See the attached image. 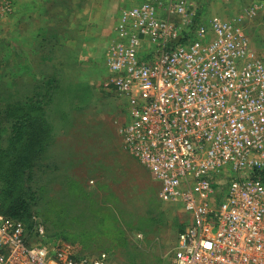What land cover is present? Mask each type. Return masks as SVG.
Returning <instances> with one entry per match:
<instances>
[{"label": "built area", "instance_id": "built-area-1", "mask_svg": "<svg viewBox=\"0 0 264 264\" xmlns=\"http://www.w3.org/2000/svg\"><path fill=\"white\" fill-rule=\"evenodd\" d=\"M254 14L197 22L193 0H138L106 49L125 147L160 180V198L191 213L172 264H264V56L243 24ZM46 238L40 217L0 212V264H108L107 252Z\"/></svg>", "mask_w": 264, "mask_h": 264}, {"label": "rangeland", "instance_id": "rangeland-1", "mask_svg": "<svg viewBox=\"0 0 264 264\" xmlns=\"http://www.w3.org/2000/svg\"><path fill=\"white\" fill-rule=\"evenodd\" d=\"M137 1L58 0L44 15L9 0L11 10L0 14V212L22 196L21 217L28 224L33 215L42 219L47 244L72 243L88 255L107 252L108 264H172L191 213L162 200L160 180L125 147L126 102L105 84L114 26L121 9ZM193 2L197 22L247 15L253 7L256 14L243 24L264 56V0ZM66 83L77 86L72 95L54 89L52 100L64 102L50 105L51 135H43L20 165L7 161H19L24 151L3 152L13 148L16 107L28 98L50 101L51 85ZM10 190L18 197L5 194Z\"/></svg>", "mask_w": 264, "mask_h": 264}, {"label": "trees", "instance_id": "trees-1", "mask_svg": "<svg viewBox=\"0 0 264 264\" xmlns=\"http://www.w3.org/2000/svg\"><path fill=\"white\" fill-rule=\"evenodd\" d=\"M66 86H62V85H51V87L53 88V91L51 92L50 96H49V100L50 101H42V100H37L36 101H29L27 99L26 101V105L23 107H16V109L13 111L14 116L12 117V120H10V122L12 123V132H11V136L9 139V143L11 146H13L12 150H8V151H3L5 152L9 157L10 155L14 156V152L16 148L20 149V148H24V151H21L19 153V157L22 156V158H19L17 160L19 161H14V160H7L10 163H14V164H18L20 165V161L22 162V160L25 158L27 152L30 153L29 149H32L36 142L40 143L42 141V139L44 138L43 135H45V137H49L51 135V132L54 131L56 124L54 122V120L52 119L51 115L53 113V109H50V105L54 106L55 102H59V103H63L64 101H54L52 100V97H58V95H56L55 90H64L65 88L70 90V94L72 95V93L74 92V90L72 88V86L74 85V88H76L75 86H77L76 84H65ZM84 88V87H83ZM86 89V88H85ZM66 90V89H65ZM87 95H85L86 97ZM48 97V95H47ZM61 97H65L64 95L61 94ZM85 97H83L82 99L86 100ZM32 100H35L33 98H31ZM0 111H2L0 109ZM1 113V112H0ZM12 115L11 112L7 113V115ZM8 115V116H9ZM14 159V157L12 158ZM13 184H10L9 186H12ZM5 194L10 195V196H16V198L18 197L17 194H15V192L13 193V190L7 191L5 192ZM15 202L17 204H13L10 205L8 207V210L1 212L16 218H20L22 220H24L22 216L23 211L20 209L21 205L20 203L24 202L23 197L19 196Z\"/></svg>", "mask_w": 264, "mask_h": 264}, {"label": "crops", "instance_id": "crops-1", "mask_svg": "<svg viewBox=\"0 0 264 264\" xmlns=\"http://www.w3.org/2000/svg\"><path fill=\"white\" fill-rule=\"evenodd\" d=\"M56 1V2H54ZM58 0H16V6L18 7V9L23 10L24 8L27 7V9L30 10H42V12L44 13V15H49L47 14V12L50 9H53V2L54 4L57 3ZM58 7V6H56ZM85 8V7H84ZM83 8V9H84ZM47 10V12H46ZM49 13V12H48ZM40 17L42 18V16L40 15Z\"/></svg>", "mask_w": 264, "mask_h": 264}]
</instances>
